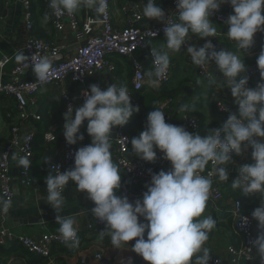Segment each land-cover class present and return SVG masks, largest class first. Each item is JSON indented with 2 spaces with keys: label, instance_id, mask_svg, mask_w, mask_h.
<instances>
[{
  "label": "clouds",
  "instance_id": "obj_1",
  "mask_svg": "<svg viewBox=\"0 0 264 264\" xmlns=\"http://www.w3.org/2000/svg\"><path fill=\"white\" fill-rule=\"evenodd\" d=\"M175 3L177 21L170 23L167 19L165 22L166 48L179 52L190 34L204 39L205 43L199 48L188 44L187 52L196 65L215 62L237 111L229 112L219 127L209 129L205 135L167 123L163 111L149 112L145 129L130 140L132 151L140 159L154 162L158 150L163 159L170 162L171 169L158 173L149 170L151 180L142 199L130 202L127 196L116 194L121 187V173L112 159L110 134L114 128L125 126L133 114L139 112V107L132 104L126 87L111 84L101 89L97 84L90 85L81 93L84 97L81 105L68 106L62 131L66 143L76 145L84 140L81 128L87 122L86 132L91 143L75 151L71 169L55 175L49 172L45 177L47 203L56 213L60 212L65 203L62 193L71 181L78 192L86 193L93 202L91 214L104 224L100 236L107 235L114 248L120 249L134 240L131 250L147 264H209L211 255L204 245L216 227V220L212 216L201 217L213 184L211 177L228 181L226 166L233 163L232 154L239 156L251 148L252 163L239 166L231 187L240 189L245 196L260 194L259 206L251 213L258 222L259 232L248 251L255 248L264 264V47L256 58L260 81L252 88L248 86L244 59L223 48L217 51L209 39L217 35L210 17L221 5L228 4L232 13L225 21L226 35L246 52L253 46L255 35L264 32V0H175ZM49 6L69 14L81 7L94 8L96 13L103 14L107 3L106 0H50ZM143 15L165 20V12L155 0H147ZM152 55L155 72L149 73L148 83L158 87L159 77L169 66V55L155 49ZM16 59L27 58L20 54ZM50 68L47 59L33 65L41 82L47 80ZM13 160L17 167L31 165L27 156L14 154ZM210 162L212 170L207 176L201 175ZM45 163L50 164L51 158H46ZM52 168L59 169V166L52 165ZM10 204V201L0 200V214L7 213ZM243 219L247 223L248 218ZM55 222L62 241L69 247L78 246L75 217L56 215Z\"/></svg>",
  "mask_w": 264,
  "mask_h": 264
},
{
  "label": "built area",
  "instance_id": "obj_2",
  "mask_svg": "<svg viewBox=\"0 0 264 264\" xmlns=\"http://www.w3.org/2000/svg\"><path fill=\"white\" fill-rule=\"evenodd\" d=\"M6 1L8 4L10 0ZM20 2L22 9L21 22L24 31L27 33V38L18 49L13 50L9 55H0V72L10 66L7 79L0 80V101L5 102L3 104L4 108L11 107L16 112V121L9 128L10 140L0 147V200L11 202L8 212L0 214V248L8 249L18 244L30 254L48 257L53 247H68V244L62 241L59 232L46 233L39 238H33L23 234H16L4 224L15 201L14 182L16 181L24 189L32 187L31 165L29 168H24L22 166L17 167L16 164V178L13 176V164L16 163L13 160V155L27 156L31 163L33 161L35 156V134L38 132L34 123L40 121V117L37 114L39 107L37 95L41 91L50 90L53 101L59 103L61 114L64 116L70 104L75 107V101L83 103L84 97L81 96V93L84 90H88L86 86L89 80L96 79L104 71L111 73L115 71V66L109 58L117 56L131 60L133 71L132 88L135 95L138 96L145 86L146 74L139 64L131 59L132 55L140 48H143L149 40L165 37V22L167 19L170 23L176 22L178 9L175 0H172L165 11V20L161 24L141 29L136 24L146 17L143 15V10L137 5L131 1L124 2L119 10L122 19L118 21L113 0H106L107 8L105 13L99 16L98 20L100 22H97L98 20L95 22L85 17L80 27L79 17L75 12L71 14L66 11L57 12L49 6L50 0H48L47 8L54 33L60 34L67 29L75 35V44H73L72 48H69L52 40L42 39L33 35L31 0H21ZM146 2L147 0H143L144 5ZM220 10V12H214L210 19L217 23H223L227 27L225 21L229 15L222 11H232V8L230 5L224 4L221 5ZM85 27H92L93 33L89 36L86 35L83 31ZM257 36L259 41L264 42V32H258ZM197 38L203 46L205 40L198 36ZM209 39H212L216 50H220L221 44L216 40V37H209ZM187 46L188 43L181 48L186 54L187 65H192L196 69L200 79L205 81L212 80L214 76L210 74L209 70L216 68L215 62L208 61L204 65L194 64L190 54L187 52ZM20 54H23L27 59L17 61L16 56ZM41 59H47L51 64L48 78L44 82L38 80L36 73L33 71V65L39 63ZM25 64L29 66L24 67ZM246 68L245 75L248 76L249 80L260 78V72L256 64L248 65ZM28 71L34 74L33 80L24 79V75ZM150 72H155L152 50L150 51ZM171 77V68L168 66L159 77V86L166 87L170 84ZM67 78L70 79L72 85L80 88L76 96L71 95L67 90L65 84ZM137 99H131L132 104L136 105ZM155 100L154 109L163 111L166 122L172 124L171 116L167 113L171 100L162 98L159 92H157ZM217 108L220 113L226 112V108L219 104ZM180 126L185 127L191 133L200 132L201 130L199 120L190 112L181 116ZM130 140L131 137L122 130V127L115 128L114 139L112 140L114 161L118 168L130 177L129 184L126 187L123 186L122 190L129 201H134L142 199L143 193L147 190L146 186L150 183L151 176L149 174L150 165L147 166L143 161L133 157ZM58 141L60 159L52 160L47 165L48 171L52 175L59 171L64 172L71 169L74 166V153L77 150L74 145L66 143L64 135L60 138L58 137L57 126L53 125L44 133L43 142L44 144H56ZM238 158L239 156L233 153V163L231 164H239ZM165 162L163 154L158 151L154 167L156 169L160 168L165 165ZM52 165L59 166V169L52 168ZM212 167L213 165L210 162L201 175L207 176ZM151 172L158 173L156 170H151ZM211 179L213 184L204 212L211 211L213 214H226L238 244L229 246L224 256L212 255L209 264H240V262L261 264L255 248H252L250 252L248 251L251 248V241L255 239V233L252 218L243 211L242 199L225 198L222 189L215 183L214 176ZM238 192L244 195L240 189H238ZM243 217L248 218L247 223ZM102 228H104V224L93 218V221L87 225L85 232L77 230L78 238L80 235L91 238L95 235V232H101ZM103 254L104 249L97 247L95 259L100 264H105L103 262Z\"/></svg>",
  "mask_w": 264,
  "mask_h": 264
},
{
  "label": "crops",
  "instance_id": "obj_3",
  "mask_svg": "<svg viewBox=\"0 0 264 264\" xmlns=\"http://www.w3.org/2000/svg\"><path fill=\"white\" fill-rule=\"evenodd\" d=\"M20 1L21 0H10L9 3L0 10V55H9L13 50L18 49L27 38V33L24 31L21 22L22 9ZM126 1H131L143 10V0H113L118 21L122 19L119 10ZM171 2L172 0H155L157 6H160L164 12ZM31 6L34 29H36L39 36L72 48L73 44H75L74 33L67 29L60 34L54 33L52 26L50 25L49 12L43 1L31 0ZM220 11L221 10L219 9L216 12ZM222 12L226 13V15L232 13V11L229 10H223ZM75 13L79 17L80 27L82 26V21L85 17L96 22L100 16V14L96 13L94 8L88 7H81L76 10ZM211 21L217 28V35L215 37L221 44L220 49L223 48L236 53L242 60L244 59L246 66L256 64V58L259 56L262 47H264V42L257 39V34L254 37L253 46L244 52L238 48L236 42L227 38V27H225L223 23H217L213 19H211ZM161 22L162 21L156 19L144 18L138 22L136 26L145 29L151 25H159ZM92 27H85V29H83L84 33L88 36L91 35L93 33ZM186 40L188 44L194 45L196 48L202 46L201 42L195 35L190 34ZM153 49L158 52H167L169 55V66L171 68L172 77L170 84L166 87H160L159 85L158 87H151L148 83L150 79L149 73H151L150 51ZM131 59L136 61L146 74L145 86L141 94L138 95L139 97L135 95L132 88L131 81L133 71L130 63L131 60L121 57L109 58L115 66V71L112 73L108 71L102 72L96 79L90 80L87 83V88H89L90 85L97 84L101 89H106L107 86L115 84L117 87H126L131 99L138 98L135 106L139 107V112L134 113L129 122L125 125L134 132L139 129L141 123L146 121L148 113L154 110V101L157 92L162 95L165 91L171 92L177 90L175 94L176 97H174V99L170 98L171 102L167 109V113L171 116L172 124L180 126V118L184 113H194L197 117L199 116L201 118V130L199 132L201 135H205L207 129L211 126L212 128L219 127L220 124L227 119L229 112L235 113L237 111L230 89L224 84V77L222 74L220 72L217 73V68H211L209 70L210 74L214 76L212 80L205 81L200 79L197 75L196 69L192 65H187L186 54L182 49L179 52H172L166 48V37L149 40L143 48H140L132 55ZM9 69L10 66H7L2 72H0V80L7 79ZM24 79L29 81L33 80L34 74L28 71L24 75ZM258 81H260V78L249 80L248 86L254 88ZM65 84L69 93L76 96L80 88L72 85L69 78H67ZM52 100L50 90L48 89L41 91L37 95L38 104H40L39 102H43L42 106H45L44 102ZM3 104H5V102L0 101V147L7 140L10 125L13 124V121H11L10 124L6 123L4 118L9 120L10 115L7 112H14L11 107L4 108ZM81 104L82 103L75 101V107ZM218 104L225 107L227 109L226 112L220 113L217 108ZM182 106H184L183 111H181ZM62 129V126H57L58 136H62ZM114 131L115 128L112 130L110 136L114 134ZM83 145L82 141H78L74 146L78 149ZM34 147L36 151L31 163L32 187L24 189L19 186L16 181L14 182L13 190L15 193V201L11 211L5 219V226L10 228L16 234L39 238L46 233H57L59 225L55 222V216L62 215L74 216L77 221V230L85 232L87 225L90 224L94 218L90 211V209L94 207V204L87 198L86 193L77 191L73 182L70 181L62 193L65 203L60 212L56 213L46 200L45 177L49 174V171L47 168L48 163H45V160L48 157L51 158V161L59 160L60 146L55 144H44L41 138ZM251 151V148H247L241 155H239V164L233 165L229 163L226 166L229 172L228 181H220L217 176H214V180L222 189L225 198L242 199L243 211L252 218V211L259 206L260 194L257 193L255 195L243 197V195L238 192V189H233L231 187L232 180L238 175L237 169L239 166L252 163ZM112 159L115 163L113 147ZM149 169L156 170L157 172L161 170L169 171L171 169V164L166 160L164 166L156 169L154 165L151 164ZM120 173L121 187L116 194L125 196L122 187H126L129 184L130 179L122 170H120ZM16 174V163H14L13 176L15 178ZM207 216H212L216 220V227L211 231L212 235L207 244V248L209 249L211 256H224L229 246H236L238 244L236 235L232 231L230 220L226 214H213L211 211L204 212L201 218ZM252 220L256 238L259 232L258 222L253 218ZM103 230L104 228L102 231ZM134 243V240L129 241L128 244H124L120 249H116L111 245L110 238L107 235L101 238L100 232L91 238L80 235L77 247L82 250L72 256L59 254L55 259L51 260L49 264H100L99 261L95 259L97 247H102L104 249L103 262L105 264H147L141 256L131 250V246ZM0 259L4 260V257L0 256ZM5 264L24 263L19 259L8 258L5 259ZM240 264L247 263L240 262Z\"/></svg>",
  "mask_w": 264,
  "mask_h": 264
},
{
  "label": "trees",
  "instance_id": "obj_4",
  "mask_svg": "<svg viewBox=\"0 0 264 264\" xmlns=\"http://www.w3.org/2000/svg\"><path fill=\"white\" fill-rule=\"evenodd\" d=\"M41 1H43V3L45 4V6L47 8L48 0H41ZM6 5H7V1L6 0H0V10L3 7H5ZM47 10H48V8H47ZM32 17H33V13H32ZM32 24H33L32 34L36 35L39 38H42L41 36H39V34L36 31V29H34L33 18H32ZM50 25L52 26L51 17H50ZM42 39H45V38H42ZM113 57H117V56H113ZM87 89H89V88H87ZM176 92H177V90H173L171 92H166L165 91L161 95V97L162 98H166V99H170V98L174 99V97H176V95H175ZM155 102H156V100L154 101V105H155ZM39 103L41 105L39 104V107H38V110H37V114L40 117V121H37V123H34V125L38 129V132H36V134H35L34 146H36L38 140H41V138L43 140L44 133L46 131H48L51 126H53V125L56 126L57 125V126H62L63 127V124L65 122L64 121V117L61 114L60 105H59L58 102L53 101V100L52 101H48V102H44L45 106H42L43 102H39ZM7 113L10 115V117H9L10 119L8 120V119L3 117L5 119V122L10 124L11 121H13V124H14L15 121H16V112L15 111L14 112L11 111V112H7ZM192 114L194 116H196L194 113H192ZM197 119L199 120V122H201V118L199 116L197 117ZM86 124H87V122H85L84 126H82V128H81V133L84 135V140L82 141L83 144H84L83 146L88 145V144L91 143V138L87 135V132H86ZM12 125H10V127ZM145 125H146V121H144L143 123H141L139 125V129L136 132H134L131 129L127 128V126H123L122 130L125 133H127L131 138H133L135 136H138L139 133L145 129ZM211 128H212V126L209 129H211ZM209 129H207V131ZM42 132H43V134H42ZM41 134H42V137H41ZM9 137H10V135L8 136V138L4 142V144L7 143L10 140ZM58 137L60 138L61 136H58ZM58 144H59V141L55 145H58ZM34 151H36L35 147H34ZM131 151H132V146H131ZM132 153H133V151H132ZM133 157L143 161L147 166H149L151 164L154 165L156 160H157L156 159L154 162H146V161L140 159L139 157H137L134 153H133ZM157 157H158V150H157ZM243 197H246V196L243 195ZM96 233L97 232H95V235H96ZM211 235H212V233L210 232L209 238H208V240L206 241V243L204 245V247H206V248H207L208 242L211 239ZM80 250H82V249H78L77 246L76 247H69V246L68 247H58V246H55L51 250V252H50L48 257H41V256H36V255L28 253L20 245L16 244V245H14V246H12V247H10L8 249L0 248V256L4 257V260L0 259V264H5V259H8V258L19 259V260L23 261L24 264H49V262L51 260L55 259L59 254H63V255H66V256H72V255L76 254L77 252H79Z\"/></svg>",
  "mask_w": 264,
  "mask_h": 264
},
{
  "label": "water",
  "instance_id": "obj_5",
  "mask_svg": "<svg viewBox=\"0 0 264 264\" xmlns=\"http://www.w3.org/2000/svg\"><path fill=\"white\" fill-rule=\"evenodd\" d=\"M112 139H114V134L111 136ZM128 178L130 179V177L128 176Z\"/></svg>",
  "mask_w": 264,
  "mask_h": 264
}]
</instances>
